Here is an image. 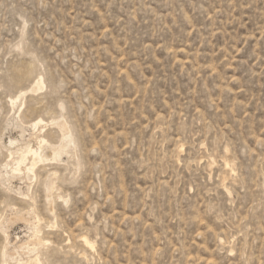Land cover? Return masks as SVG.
Segmentation results:
<instances>
[{
  "label": "rangeland",
  "instance_id": "1",
  "mask_svg": "<svg viewBox=\"0 0 264 264\" xmlns=\"http://www.w3.org/2000/svg\"><path fill=\"white\" fill-rule=\"evenodd\" d=\"M36 259L264 264V0H0V264Z\"/></svg>",
  "mask_w": 264,
  "mask_h": 264
},
{
  "label": "bare ground",
  "instance_id": "2",
  "mask_svg": "<svg viewBox=\"0 0 264 264\" xmlns=\"http://www.w3.org/2000/svg\"><path fill=\"white\" fill-rule=\"evenodd\" d=\"M43 83L44 82L41 78L36 80L34 82L33 86H30V88L21 91L16 97L11 99V101H10L11 106L16 107L19 104L18 107H21L22 105H24L25 99L28 97L27 95L34 94L37 91L41 90L43 87ZM43 125L46 126L44 121L40 118L34 120V122L32 123L33 129L36 131H37V129H39L40 126H43ZM51 125L56 126L59 133L61 134L60 144L57 147L56 146L50 147L51 145H50L49 141L45 138V136H41L40 132H39V134H37V135L34 134L35 138L38 140V143H39V147L37 149L31 147L32 145L30 146L29 144H27L25 147L17 148L13 152L9 151L10 154H8V155H10V157L12 159L13 166H14L12 169V177H17V176H23V177H27V178L31 177V176L35 177L36 176V168L38 167V165H40V164L43 165V163H47L50 161L53 163H59L60 164V162H62V156H68L70 158V149H71L70 138L71 137H70V129H69L68 124L64 120H61V121H51ZM21 131H22L21 137L23 138L24 131H23V129ZM12 145H14V144H12ZM47 147H50L52 150V153H53L52 159H48L45 156V154L43 153L45 148L47 149ZM50 148H48V149H50ZM13 155L15 156V158L13 157ZM7 164H8V161H7ZM227 168H228V166H227ZM6 176H7V174H6ZM51 186H53V184ZM84 243L87 246L90 245L89 244L90 242H88L87 239ZM32 263L33 264H40V261H39V259L38 260L36 259ZM17 264H21V263L18 262Z\"/></svg>",
  "mask_w": 264,
  "mask_h": 264
}]
</instances>
